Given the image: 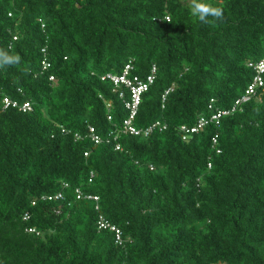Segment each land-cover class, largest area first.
Here are the masks:
<instances>
[{
  "label": "trees",
  "instance_id": "1",
  "mask_svg": "<svg viewBox=\"0 0 264 264\" xmlns=\"http://www.w3.org/2000/svg\"><path fill=\"white\" fill-rule=\"evenodd\" d=\"M207 2L223 21L184 0H0V53L19 57L0 64V264H264V87L188 141L179 131L244 93L264 0ZM129 61L140 77L155 67L134 124L165 128L147 137L121 133L127 111L100 79Z\"/></svg>",
  "mask_w": 264,
  "mask_h": 264
},
{
  "label": "built area",
  "instance_id": "2",
  "mask_svg": "<svg viewBox=\"0 0 264 264\" xmlns=\"http://www.w3.org/2000/svg\"><path fill=\"white\" fill-rule=\"evenodd\" d=\"M15 38V37H14ZM41 51L43 52V59L41 61V66L43 69H46L49 67V62L46 59L44 53L45 48H42ZM247 66L252 69L254 72L252 79L250 83L248 84L247 88L245 89L244 93L238 97L230 111L226 110H218L215 112H211L209 117L205 115H199L197 118L196 123L193 126H186L181 125L179 127V131L181 133V138L183 141H188L192 134L197 133L199 130H201L209 121H217L221 115H225L229 112H234L237 109V106L240 105L242 102L248 101L251 98H258V90L264 87V59H259L256 61H249L247 62ZM133 65L131 61L127 62L122 70L119 73H104L101 75L100 79L102 81H109L112 84V90L113 92H116L118 95V98L121 99L124 108L127 111L126 117L122 121V128L121 133L129 134L133 136H142L147 137L149 136L154 130L158 129L163 130L165 128V125L161 124L159 121H155L151 123L150 125L140 128L137 127L134 124V119L137 114L142 94L149 88V86L153 83L155 79V67L152 66L151 71L146 74L144 77H140L139 75L132 74ZM50 81H54V77H49ZM172 88H168L165 90L164 94L162 95V101L166 94L171 90ZM4 108L8 106H17L22 111H29L31 110V105L29 102H22L19 103L18 101L11 100L7 97L3 98ZM208 108L212 110V106L209 104ZM110 118V117H108ZM90 132V139L95 143H100L101 137L95 133L94 128L89 127ZM76 138H79V135H75ZM115 140V137L113 138ZM213 142H215V138L212 139ZM109 140H107L108 142ZM115 149H120V145L116 144ZM216 152H219L217 149ZM86 156L87 153H84ZM211 167V164H207V168L209 169ZM150 169H152V166H150ZM93 176V173H90V177ZM91 178H89V181ZM77 192V198H86L89 200H92L95 202V209L98 210V204L96 202L98 201V197L95 195H82L79 190ZM62 194L58 192L55 195H43L41 196V199H54L57 200L61 198ZM34 204V202H32ZM28 218V215L25 214L23 216V219L26 220ZM96 227L98 230H110L114 232L115 235V241L117 243H121V236H120V229L114 225L111 224L101 213L97 215L96 219ZM28 232H35L33 228L27 229Z\"/></svg>",
  "mask_w": 264,
  "mask_h": 264
},
{
  "label": "clouds",
  "instance_id": "3",
  "mask_svg": "<svg viewBox=\"0 0 264 264\" xmlns=\"http://www.w3.org/2000/svg\"><path fill=\"white\" fill-rule=\"evenodd\" d=\"M187 7L190 15L197 18L202 24H212L214 22L223 21L224 11L222 7L214 6L207 0H187ZM19 57L5 58L0 53V64L4 62L16 63Z\"/></svg>",
  "mask_w": 264,
  "mask_h": 264
},
{
  "label": "rangeland",
  "instance_id": "4",
  "mask_svg": "<svg viewBox=\"0 0 264 264\" xmlns=\"http://www.w3.org/2000/svg\"><path fill=\"white\" fill-rule=\"evenodd\" d=\"M185 3H187V0H184Z\"/></svg>",
  "mask_w": 264,
  "mask_h": 264
}]
</instances>
